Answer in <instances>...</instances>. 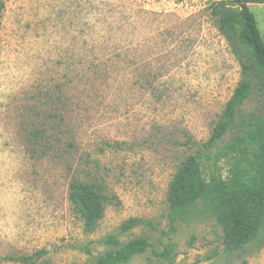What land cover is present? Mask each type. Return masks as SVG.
I'll return each instance as SVG.
<instances>
[{
  "label": "rangeland",
  "instance_id": "374dc122",
  "mask_svg": "<svg viewBox=\"0 0 264 264\" xmlns=\"http://www.w3.org/2000/svg\"><path fill=\"white\" fill-rule=\"evenodd\" d=\"M220 1L232 6L0 0V264H95L136 239L149 247L126 264H264V243L225 251L215 217L200 206L170 222L169 187L209 140L240 79L238 57L210 14ZM246 1L264 39V0ZM58 85L75 148L34 158L27 131L41 124L36 113L58 108L42 97H57ZM260 108L253 92L241 112ZM245 128L231 126L204 151L207 173H225L222 152ZM72 179L105 195L91 233L67 200ZM168 245L170 257L158 258Z\"/></svg>",
  "mask_w": 264,
  "mask_h": 264
},
{
  "label": "trees",
  "instance_id": "16d2710c",
  "mask_svg": "<svg viewBox=\"0 0 264 264\" xmlns=\"http://www.w3.org/2000/svg\"><path fill=\"white\" fill-rule=\"evenodd\" d=\"M232 6L220 1L211 7L218 32L238 57L240 79L213 128L208 141L202 143L198 155L187 158L179 168L168 191L171 210L170 222L185 220L191 208L200 206L201 211L211 213L220 229L221 244L225 251L236 252L256 242L264 243V39L254 14L246 0H230ZM151 86L149 81H146ZM60 92L54 97L46 91V103L63 104ZM261 102L260 114L244 117L241 107L251 96ZM55 98V99H54ZM55 110L36 113L41 124L27 131L28 152L34 158L64 156L75 148V133L66 123L64 106ZM231 126L246 128L236 140L222 152L225 173L216 176L207 173L205 150L220 142ZM216 165H214V171ZM67 200L82 221L83 231L91 233L103 218L105 195L102 188L93 183L72 179L68 186ZM130 221L126 228L134 226ZM149 244L144 239L129 242L119 251L101 257L95 264H126L133 256L143 254ZM173 252L168 245L160 259H168ZM36 252L34 256H39ZM9 260L32 264L31 257H8Z\"/></svg>",
  "mask_w": 264,
  "mask_h": 264
}]
</instances>
